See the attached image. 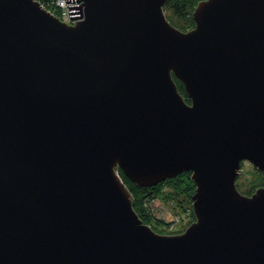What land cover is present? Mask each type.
Instances as JSON below:
<instances>
[{
	"label": "water",
	"instance_id": "obj_1",
	"mask_svg": "<svg viewBox=\"0 0 264 264\" xmlns=\"http://www.w3.org/2000/svg\"><path fill=\"white\" fill-rule=\"evenodd\" d=\"M167 1L82 0L67 23L0 0V264H264V185L236 183L264 172V0H201L187 31ZM120 168L191 170L196 219L153 229Z\"/></svg>",
	"mask_w": 264,
	"mask_h": 264
},
{
	"label": "trees",
	"instance_id": "obj_2",
	"mask_svg": "<svg viewBox=\"0 0 264 264\" xmlns=\"http://www.w3.org/2000/svg\"><path fill=\"white\" fill-rule=\"evenodd\" d=\"M200 1L201 0H168L163 8L165 10L166 8H170L173 13L171 14V18H175L173 22L181 29H186V27L195 24V21H193L191 16ZM174 79L177 83L178 89L184 95L186 101L190 102V98L185 91L184 84L179 81L176 76H174ZM119 173L133 194L134 209H136L141 219L150 224L156 231L161 233L183 232L188 225L196 219L193 206H191V196L196 189V185L191 178V170H185L184 172L177 174L174 178H167L165 181L156 184V186L137 185L128 176H126L125 173H123L121 168L119 169ZM261 175L262 176L258 175L250 179L248 177H244L241 181L237 180L236 183L238 184L239 190L245 194L253 193L258 188L257 183L261 179L264 180V174ZM156 197L162 199V201L174 210H176V206H179L180 209L189 212V220L179 229L173 230L168 228L170 224L165 220L156 217L150 211V208H148L149 201L155 199Z\"/></svg>",
	"mask_w": 264,
	"mask_h": 264
},
{
	"label": "rangeland",
	"instance_id": "obj_3",
	"mask_svg": "<svg viewBox=\"0 0 264 264\" xmlns=\"http://www.w3.org/2000/svg\"><path fill=\"white\" fill-rule=\"evenodd\" d=\"M240 174L238 176V181H241L244 177L254 178L255 176H262L264 174L263 171L259 170L251 161L243 160L241 163V170L239 171ZM246 183V182H245ZM258 187L263 186L264 180L261 179L258 183ZM167 188V187H166ZM148 208L150 211L158 218L165 220L170 224L168 228L170 229H179L183 224H185L190 216L189 212H186L176 206V210L169 207L162 199L155 198L150 200L148 203ZM177 211V212H175Z\"/></svg>",
	"mask_w": 264,
	"mask_h": 264
},
{
	"label": "built area",
	"instance_id": "obj_4",
	"mask_svg": "<svg viewBox=\"0 0 264 264\" xmlns=\"http://www.w3.org/2000/svg\"><path fill=\"white\" fill-rule=\"evenodd\" d=\"M37 1L50 12L58 15L60 19L63 20V22L66 21L67 23H74L82 18V16L72 18L69 11V4L81 3L82 0L73 1V2H65L66 0H37ZM82 11H83V5H82Z\"/></svg>",
	"mask_w": 264,
	"mask_h": 264
},
{
	"label": "flooded vegetation",
	"instance_id": "obj_5",
	"mask_svg": "<svg viewBox=\"0 0 264 264\" xmlns=\"http://www.w3.org/2000/svg\"><path fill=\"white\" fill-rule=\"evenodd\" d=\"M166 3H167V2H166ZM165 5H166V4H165ZM164 7H165V6H164ZM164 10H165V9H164ZM165 13H166L167 18H169V21H170L172 24H174L175 26H177V25L173 22L175 18H171V17H172L171 14H173V13L171 12V9H170V8H166ZM192 16H193V15H192ZM192 16H191V17H192ZM192 18H193V17H192ZM193 21H194V19H193ZM194 26H195V24L190 25V26L186 27V29H182V30L187 31V30L192 29ZM177 27H178V26H177ZM178 28H180V27H178ZM180 29H181V28H180Z\"/></svg>",
	"mask_w": 264,
	"mask_h": 264
}]
</instances>
